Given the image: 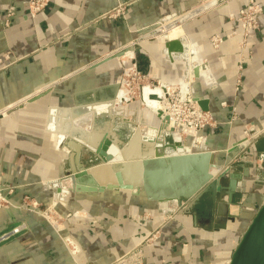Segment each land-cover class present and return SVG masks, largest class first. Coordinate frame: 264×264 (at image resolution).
I'll return each mask as SVG.
<instances>
[{
	"label": "crops",
	"instance_id": "obj_1",
	"mask_svg": "<svg viewBox=\"0 0 264 264\" xmlns=\"http://www.w3.org/2000/svg\"><path fill=\"white\" fill-rule=\"evenodd\" d=\"M29 1L0 0V110L33 96L0 117V190L9 202L0 206V237L22 222L29 226L0 241V264H116L156 232L154 244L144 247L142 264L227 263L264 201V0H257L263 7L262 28L249 41L253 56L243 64L239 85L240 38L231 36L239 25L232 15L247 0H219L185 27L198 44L194 49L199 61L191 65L194 97L220 121L204 131L197 145L218 150L224 158L219 163L228 171L215 203L208 199L198 213L183 209L167 220L170 203L148 198L143 187L137 193L116 188L78 193L75 185L84 183L76 176L101 162L99 151L112 155L115 146L124 160L114 176L120 170L125 181H142L141 159L150 157V150L153 156V145L135 132L130 135V123L113 114L119 92L116 64L101 59L138 41L165 18L195 10L203 0H49L36 16L29 12ZM10 6L17 12L5 28ZM119 6L123 16L105 17ZM180 31L170 36L177 38ZM216 34L226 37L218 49L210 43ZM164 52L163 39L141 40L135 63L152 79L177 83L185 58L176 54L166 63ZM161 137L153 140V157L158 149L165 153L174 147L173 139L171 143ZM183 143L186 147L191 142ZM234 150L235 157L227 158ZM233 181L238 185L231 202ZM54 199H66L70 207L62 212H73L65 222L64 239L37 215V206Z\"/></svg>",
	"mask_w": 264,
	"mask_h": 264
},
{
	"label": "rangeland",
	"instance_id": "obj_2",
	"mask_svg": "<svg viewBox=\"0 0 264 264\" xmlns=\"http://www.w3.org/2000/svg\"><path fill=\"white\" fill-rule=\"evenodd\" d=\"M48 1L49 0H30L28 4L30 14H32V16H36L40 14L48 5ZM218 2L219 0H203L200 6L196 8L197 10L188 9L182 14L179 15L175 14L173 16H169L168 18H165L161 22H158V24H154L151 28H149V30L145 33V35L139 38L138 41H134V43L132 44L118 47L101 59L102 63L107 62L109 60H114L115 61L114 64H116V69L114 71L118 76L117 89L119 92L117 93V96H115V99L118 102V104L113 109V114L117 115L118 119L122 118L126 122L130 123V125H126V129L129 132V134L131 135L133 132H135L133 135L135 136L139 135L144 137L145 141L148 140L149 146L155 145L153 143L154 138L156 139L157 142H159L160 138H162L161 136L167 137L166 142L172 143V139H173V136H171L172 132L169 131L168 126H165L164 121H162L163 117H165L163 113L162 101L164 99V93H166L167 90L169 91L170 89H172L176 83L173 82L164 83L163 82L164 80H162V78L152 79L146 76L143 72H141V70L137 67L135 63L136 44L141 40H147L149 38H154V37H159L163 39L165 44V42L168 40L176 39L170 36V33L172 31H175L176 29H181L182 33L177 38L182 40L183 44L186 46L185 53L180 54L183 55L184 58H187L188 60V61L186 59L182 60L184 63L183 75H186V72L189 69L190 64L193 65V63L195 64V62H198L199 60H197V57L195 56V54L198 52H195L194 49V47H196V50H198L197 49L198 44L197 42L192 40L190 36H188V34L185 31V27L191 19L201 15L206 11L213 9V7H215L218 4ZM121 7L122 6H119V8H117L116 10L109 12L108 14H106L105 17L118 18L120 16H123L124 9H121ZM241 11H244V13L242 14ZM16 12L17 9L15 6H10L8 8L4 19L5 28H9L11 26L12 20L16 15ZM262 14H263V7L257 0H247L246 4L239 9L238 13L232 15V18L237 20L238 22L239 32L234 31L231 34V36L234 37L239 36L240 38L238 45L240 49V53H239L240 58L241 57L243 58V62H242L243 67H244L243 64L246 62V60L252 58L253 56V50L249 47L250 46L249 41L252 38L253 34L262 28V20H261ZM172 23H174L175 26L170 30H167L166 26ZM215 38L223 40L224 43L226 37L216 34L210 38V43L212 47L218 49L223 43L220 44V46L217 48L214 47L212 44V40ZM164 54H165L164 62L167 63L168 61L169 62L174 61L173 57H170L168 55L166 49ZM174 55L176 54H172V56ZM7 57L8 54H6V58ZM240 65H241V61L239 62V66ZM241 72L238 70L237 85L241 83V81L238 82V80H242ZM145 86H149L147 88H150L152 90L158 88L160 94L159 97L162 100L160 101V99H158L159 100L158 103H154V104L145 102V99L142 94V88ZM162 87H165L166 89L164 90L165 92L161 89ZM32 97L26 96L24 99L22 98L21 100H19V102H17L13 106L11 105L4 110H0V117L10 115L15 108L25 105ZM122 106L123 108L121 109L120 107ZM154 107L157 108V111ZM158 111L162 112L161 118L157 114ZM233 117L234 118L237 117L236 111H233ZM215 118L219 125L220 121L218 120L217 117ZM218 125H216L215 127L209 126L207 129L216 128ZM139 131H141V133H139ZM176 140H179V138H177ZM219 159L224 160V158H219ZM122 165L121 168H123ZM50 183L52 184L49 185L54 184L53 182ZM67 184H69L68 181ZM68 203L69 202H67L66 199L61 201L54 199V201H52L51 203L47 205L37 206L36 208L37 215L43 218L47 223H49L56 232V234L60 236L61 239H64L65 222L67 221L68 217L73 213L72 211L62 212L65 209L67 210L69 209L70 206ZM3 205H9V202L3 196L2 191L0 190V206ZM169 205H170L169 209L165 210L164 213V217L166 220L174 217L180 210H183L185 206H187V204L186 205L180 204L179 206L178 205L176 206L174 204H169ZM18 226L24 228L23 231L21 232L27 231L29 229V226L26 222H22L19 225L15 226L14 228ZM11 231L1 235V237L10 233ZM17 234H13V235H17ZM157 235L158 233L156 232L151 238L146 239L135 251H133V253L129 254L128 256H123L122 258H119L116 264H142L144 258V247L147 245L154 244Z\"/></svg>",
	"mask_w": 264,
	"mask_h": 264
},
{
	"label": "water",
	"instance_id": "obj_3",
	"mask_svg": "<svg viewBox=\"0 0 264 264\" xmlns=\"http://www.w3.org/2000/svg\"><path fill=\"white\" fill-rule=\"evenodd\" d=\"M174 26V23L168 24L166 29L170 30ZM164 46L170 57L172 54L185 53L186 46L178 38L166 41ZM145 87L142 88V94ZM161 89L166 90L165 87ZM157 114L160 118L162 117L161 111H158ZM103 148L106 149V146ZM217 151L215 149L203 150L196 143H190L184 147L183 142L175 141L173 149L165 153L158 149L156 157L146 158L142 162V181L140 183L125 181L124 173L120 170H117L115 174L117 181L103 183L98 180L94 172L91 171L93 167L104 161H114L113 164L120 162L114 156L99 151L101 162L91 168H85L86 170L76 176L84 184L75 185L74 191L92 194L103 191L105 188H116L132 190L137 193L139 188L143 187L148 198L152 200L167 202L176 206L187 201L188 204L184 211L198 213L197 210L201 209L206 200L211 199L213 203L218 200V188L222 184V175L228 171V167L226 168L224 164L219 163V152ZM235 155L236 151H232L228 153L227 158L233 159ZM214 169L218 171L217 175L213 174ZM245 169L247 171L248 168L245 167ZM68 177H72L71 174ZM71 180H75V178L73 177ZM237 185L235 181L230 185L229 197L231 202ZM229 264H264V201L241 235L231 254Z\"/></svg>",
	"mask_w": 264,
	"mask_h": 264
},
{
	"label": "built area",
	"instance_id": "obj_4",
	"mask_svg": "<svg viewBox=\"0 0 264 264\" xmlns=\"http://www.w3.org/2000/svg\"><path fill=\"white\" fill-rule=\"evenodd\" d=\"M241 13L243 14L244 11H241ZM222 43L223 40L218 38L212 40V44L216 48ZM185 59L187 60V58ZM240 61L239 71L241 72L243 69L242 57ZM191 65L186 75H183L172 89L164 93L162 102L165 117H163L162 121H164L165 126H168L169 131L172 132L171 136H173L175 141L200 144L204 138V131L209 126L215 127L218 123L215 115L210 111L203 110L194 97L192 91L194 79H191ZM240 81L238 80V82ZM177 138L179 140H176ZM23 229L21 226L14 228L10 233L2 236L0 241L13 234L20 233ZM225 264H229V262Z\"/></svg>",
	"mask_w": 264,
	"mask_h": 264
},
{
	"label": "bare ground",
	"instance_id": "obj_5",
	"mask_svg": "<svg viewBox=\"0 0 264 264\" xmlns=\"http://www.w3.org/2000/svg\"><path fill=\"white\" fill-rule=\"evenodd\" d=\"M180 33H182L181 31H180ZM160 94H159V90L158 89H155V90H152V89H150V88H147V87H145V89H144V92H143V97H144V99H145V102H147V103H158V99H160ZM162 99H160V101H161ZM102 105V104H101ZM103 105H106V103L105 104H103ZM111 106V105H110ZM97 107V106H96ZM101 108V107H100ZM103 108V107H102ZM102 108H101V110H102ZM105 108H106V106H105ZM155 109H156V111H157V108L156 107H154ZM92 110V109H91ZM90 110V111H91ZM96 110V109H95ZM94 110V111H95ZM97 110H98V108H97ZM54 111V110H53ZM81 111V110H80ZM90 111H88V112H90ZM67 112V111H66ZM77 112V111H76ZM79 112V111H78ZM92 112V111H91ZM97 112V111H96ZM105 112V111H104ZM103 112V113H104ZM106 112H108V111H106ZM105 112V113H106ZM164 112V111H163ZM64 113V112H63ZM81 113V112H80ZM100 113V112H99ZM98 113V114H99ZM104 113V114H105ZM162 113V112H161ZM69 114H70V112H69ZM76 114V113H75ZM81 114H83V113H81ZM85 114V113H84ZM83 114V115H84ZM101 114H102V112H101ZM100 114V115H101ZM108 114V113H107ZM95 116H96V113L94 114ZM165 115V114H164ZM70 116V115H69ZM78 116H79V114H78ZM98 116V115H97ZM75 117H76V115H75ZM99 117V116H98ZM101 117V116H100ZM105 117V116H104ZM55 118H56V113H55V111L54 112H52L51 114H50V128L51 129H53V127H54V123H55ZM102 118V117H101ZM86 120V119H85ZM106 125V124H105ZM57 127V126H56ZM58 128H59V126H58ZM73 129V128H72ZM66 130H67V128H66ZM54 131V130H53ZM95 131H97V129L95 130ZM74 132H80L81 134H84V132L81 130H78L77 128H75L74 129ZM139 133H141V131H139ZM71 135V134H70ZM83 137V136H82ZM83 141V140H82ZM89 143V142H88ZM154 143V142H153ZM88 145H90V144H88ZM234 151H236V150H234ZM110 152H111V154H112V156H114V158H116L117 160H119L120 162H119V164H113L114 163V161H112V162H103V163H101L100 165H98V166H96V167H94V168H92V172H94V174H95V176L98 178V180H100L101 182H105V183H109V182H113V181H115L116 180V178H115V176H114V174H113V170L114 169H116V165H121V163H123V154L114 146V147H111V149H110ZM149 155H150V157H152L151 156V150L149 151ZM155 155V145L153 146V156ZM147 158H149V157H147ZM146 158H144V159H141V161L143 162L144 160H145ZM142 168H143V164H142ZM76 172V171H75ZM79 175V174H78ZM111 180V181H110ZM117 181V180H116ZM77 182V181H76ZM230 260H228V262H229Z\"/></svg>",
	"mask_w": 264,
	"mask_h": 264
}]
</instances>
